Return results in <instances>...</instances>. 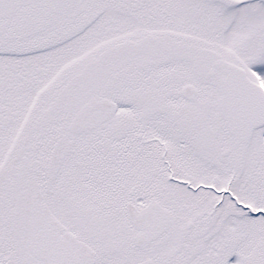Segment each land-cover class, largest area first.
I'll return each instance as SVG.
<instances>
[{"label":"snow or ice","instance_id":"obj_1","mask_svg":"<svg viewBox=\"0 0 264 264\" xmlns=\"http://www.w3.org/2000/svg\"><path fill=\"white\" fill-rule=\"evenodd\" d=\"M0 264H264V0H0Z\"/></svg>","mask_w":264,"mask_h":264}]
</instances>
